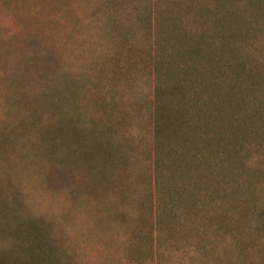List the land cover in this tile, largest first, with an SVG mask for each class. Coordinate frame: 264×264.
Here are the masks:
<instances>
[{"label": "rangeland", "instance_id": "obj_1", "mask_svg": "<svg viewBox=\"0 0 264 264\" xmlns=\"http://www.w3.org/2000/svg\"><path fill=\"white\" fill-rule=\"evenodd\" d=\"M0 264H264V0H0Z\"/></svg>", "mask_w": 264, "mask_h": 264}, {"label": "trees", "instance_id": "obj_2", "mask_svg": "<svg viewBox=\"0 0 264 264\" xmlns=\"http://www.w3.org/2000/svg\"><path fill=\"white\" fill-rule=\"evenodd\" d=\"M157 35V34H156ZM158 36V35H157ZM161 61V60H160ZM165 65V64H164ZM154 70H160L159 63H155ZM168 80V78H166ZM155 112L154 116V132H155V139L157 143L162 147L165 146L166 149L172 152V147L176 146L175 150H187L190 145L195 143L196 146V153L189 154V158L185 156L186 159H189L190 164H193L194 161H198L205 155V151L201 148L203 143H206L207 147L213 145L217 150L219 149L221 142H223L222 133L223 130L221 129L222 126H218L217 128H213L210 130L212 133H209L206 129V126L203 125L205 118L202 117V110L199 109L198 106L192 108L190 106L185 107L184 115L181 111V114L178 115V120L176 125L172 121H167L163 117L160 116L159 111L162 109V105H160ZM167 110H173L170 106H164ZM225 108L221 107L218 109L221 113L222 110ZM167 112V111H166ZM167 119V118H166ZM184 157V155H183ZM156 159L159 158L158 155L155 156ZM181 199V198H180ZM185 201L186 197L181 199V201ZM165 213L167 211L170 213L173 209L172 206L169 204H165ZM208 225L212 226L213 222L210 220L207 222ZM226 223V222H224Z\"/></svg>", "mask_w": 264, "mask_h": 264}]
</instances>
